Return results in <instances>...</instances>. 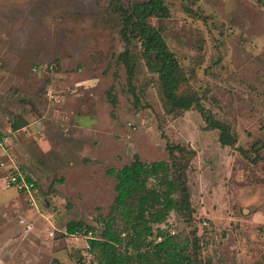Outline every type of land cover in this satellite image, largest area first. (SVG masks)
I'll return each instance as SVG.
<instances>
[{"label": "rangeland", "instance_id": "1", "mask_svg": "<svg viewBox=\"0 0 264 264\" xmlns=\"http://www.w3.org/2000/svg\"><path fill=\"white\" fill-rule=\"evenodd\" d=\"M166 3L149 22L178 59L184 111L108 0H0V264H96L91 236L67 223L99 232L115 196L107 169L170 160L169 144L195 156L192 217L171 212L168 228L198 240L199 264H264V0ZM207 118L236 143L221 145ZM11 157L36 182L32 200L5 178Z\"/></svg>", "mask_w": 264, "mask_h": 264}, {"label": "trees", "instance_id": "2", "mask_svg": "<svg viewBox=\"0 0 264 264\" xmlns=\"http://www.w3.org/2000/svg\"><path fill=\"white\" fill-rule=\"evenodd\" d=\"M108 1L120 19L122 40H140L149 69L157 72L165 103L176 110L190 109L194 105L191 97L179 94L183 76L178 59L169 50L161 30L149 22L151 17L169 15L166 0ZM207 119L210 127L219 130L221 145L236 143L229 125ZM27 123L21 120L11 126L15 130ZM167 150L170 160L142 161L136 156L121 168L107 169V174L115 178V196L107 216L96 218L101 226L99 232L82 221L67 223V234L91 236L87 244L96 264H199L198 240L175 234L167 225H171V212L189 216L188 223L192 217L187 170L195 151L179 144H169Z\"/></svg>", "mask_w": 264, "mask_h": 264}, {"label": "built area", "instance_id": "3", "mask_svg": "<svg viewBox=\"0 0 264 264\" xmlns=\"http://www.w3.org/2000/svg\"><path fill=\"white\" fill-rule=\"evenodd\" d=\"M51 98V95L49 96ZM6 144V139L4 136H0V149H4ZM3 161H0V165H4ZM10 172L7 173L5 177L7 179L8 184H12L19 190L26 192L29 196V199L32 200V193L36 189V182L31 177L29 178L28 174L23 170L20 169L18 163H16L15 158L9 159V166ZM25 230H29L31 228L30 223H28L25 227Z\"/></svg>", "mask_w": 264, "mask_h": 264}, {"label": "crops", "instance_id": "4", "mask_svg": "<svg viewBox=\"0 0 264 264\" xmlns=\"http://www.w3.org/2000/svg\"><path fill=\"white\" fill-rule=\"evenodd\" d=\"M58 113H63V112H62V110H61V112H58ZM50 124H52V122H50ZM27 125H30V124H27ZM27 125H26V126H27ZM45 125L48 126V123L45 124ZM60 125L63 126L64 124L61 123ZM26 126H23L22 128H24V127H26ZM47 128H48V127H47ZM48 137H49V136H48ZM47 140H48V139H46V137H45L44 141H46V142L49 144V146H50V141H47Z\"/></svg>", "mask_w": 264, "mask_h": 264}]
</instances>
